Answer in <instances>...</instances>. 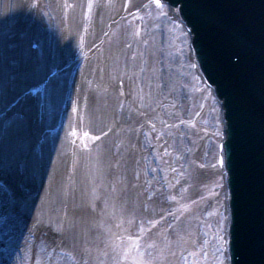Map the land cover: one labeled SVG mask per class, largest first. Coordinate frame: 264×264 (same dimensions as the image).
<instances>
[{
	"label": "rangeland",
	"instance_id": "rangeland-1",
	"mask_svg": "<svg viewBox=\"0 0 264 264\" xmlns=\"http://www.w3.org/2000/svg\"><path fill=\"white\" fill-rule=\"evenodd\" d=\"M10 1H3L5 2L3 13L8 22L1 38V47L7 50V60L12 69L15 66L19 67L20 53L19 47L15 44L16 38L28 37L24 32L22 33L19 25L28 16H23L21 13L27 10L29 2L34 0L27 2L12 0L14 8L11 13L8 9ZM40 1V12L35 11L34 21L31 22L36 24L34 26L36 47L32 48L35 54L29 57L32 58L30 62H33V66L46 71L53 65L54 68L59 69L60 66L66 65L72 54V46L68 45V42L65 43L66 45L62 44L64 40L60 34V23L69 16V11H66L68 7L70 11H74L84 7L89 0ZM63 2L67 3L66 8ZM130 2L135 5L141 0H130ZM59 15H61L60 23L56 21ZM114 16L115 14L107 15L106 20H112ZM57 20L59 21L58 18ZM54 40L56 44L61 42V50L58 53L59 58L52 61L50 46L53 45ZM168 40L169 59L167 58L165 63L162 54ZM186 56H188L187 36L182 34L181 28L170 19L169 12L165 8L149 5L138 13L120 19L111 28L98 54V60L92 61L89 67L90 71H93L100 69L99 64L105 66L107 75L105 91L99 96L93 94V97H96L93 112L98 125L97 152L92 165L93 183L84 202L89 214L86 225L80 233L91 236V232L94 231L95 235L91 238V243L94 238L97 245L110 243L113 261L110 264H137L135 262L139 260L141 261L139 264H181L184 261L186 264L189 262L222 264L216 263V256L212 255H214L213 247L216 250L218 248L216 243L223 238V223H219L218 220L219 210L216 213L214 209V204L221 205L223 181L216 164L210 169H204L202 165V157L207 146L213 147L214 143L219 146L220 124L218 129L215 126L219 109L218 107L213 109L216 106L213 103L210 109L212 99L210 92L201 88L198 77L193 76L189 69L184 70ZM177 64L179 69L175 75L171 70ZM21 78L19 74H9L6 85L9 95L19 89ZM188 78L193 80V83L191 82L193 94L189 100L183 101L180 90L182 86L187 85ZM34 79L37 78L33 77ZM66 79H69V75ZM99 81L103 80L99 78ZM166 86L171 88L176 86V90L166 94L164 92ZM147 121L152 126L149 130L153 145L158 146L156 148L142 144L140 150L143 154H140L135 139L139 138L143 143L147 140L142 132L148 127ZM172 124L176 127L167 132V126ZM14 127L17 129V125ZM183 127L190 132L189 135L180 131ZM175 130L181 132L174 138L178 151L168 157L167 153H170V150L168 152L167 145H170L169 139L174 135ZM180 142L183 144L182 147H179ZM152 150L158 154L157 166L148 156ZM142 155L145 158L141 159V171L139 160ZM147 160L148 165L144 164ZM16 162V160L10 161V166L7 165L5 168L6 171L14 173L17 168ZM148 169H155L161 172L159 174L169 176L170 186L172 185L174 189H170L166 184L169 192L164 197L154 192V196H151L152 209L145 212L144 200L147 202L149 199L140 191V187L144 190L145 187L138 185L136 177H142L144 181L148 178ZM156 175L158 180V173ZM189 179L190 182L194 179L193 187L188 186ZM31 183L34 185V182ZM159 191L162 193L160 189ZM11 195L15 201L14 193ZM167 198L174 205H178L179 202L185 204L186 212L181 214L179 221H176L177 224L174 216L168 217L151 231L150 222L146 220L151 218L153 212L170 216L164 206ZM103 199L107 200V206L104 210H100L101 204L98 203ZM14 207L16 211L14 215L19 217L24 227L25 218L22 220L21 216L27 217V213L18 214L20 206L17 200ZM139 226L140 228L143 226V232L146 229L149 231L144 236V233H141L142 238L130 237L133 232L136 235ZM184 243L193 244L195 250L198 247V252L190 259L188 255L191 250L182 248ZM167 259L169 263H166ZM209 259L210 262H207Z\"/></svg>",
	"mask_w": 264,
	"mask_h": 264
},
{
	"label": "bare ground",
	"instance_id": "bare-ground-1",
	"mask_svg": "<svg viewBox=\"0 0 264 264\" xmlns=\"http://www.w3.org/2000/svg\"><path fill=\"white\" fill-rule=\"evenodd\" d=\"M147 1L144 0L143 4ZM120 2L124 5L116 17L128 15L131 9L128 7H132L129 2L125 4V0ZM91 4L93 8L87 17L80 16L68 22L63 29L65 40L67 41L66 35L69 33L70 38L74 37L73 45H77L70 59L73 67L65 71L68 75L72 73L69 84L59 79V70H54L48 77L38 75L37 81L25 83L29 87L28 91L12 94L7 108H3L4 98L0 95V211L6 206L7 194L11 192L20 206L18 214L27 213V217L21 216L22 220L25 218L22 235L21 230H17L11 221L0 226L1 243H7L11 248L4 254V264H102L93 263L91 255L84 252L87 246L88 249L96 248L95 242L92 246L89 245L95 232H91V237L86 232L85 235L80 233L89 214L84 206L85 189L90 170L89 153L92 151L94 154L93 147L98 133L96 124L91 123L93 115L89 113L90 85L87 84L88 81L82 84L84 73H77L81 66H87L96 57L98 47L95 48V45H98L101 38L98 34L100 31L103 34L105 28L104 21L103 27L100 24L103 13L97 10L95 2ZM32 8L29 2L28 9L23 10L21 15L30 14ZM35 8L40 10L39 3H36ZM74 16L77 17V14ZM31 22L33 21L24 20L20 26L21 30L28 32L32 43L34 24ZM24 44L22 37L17 39L20 53L18 58L21 62L25 60ZM30 64L33 65L32 62L29 63L21 72L33 77L36 71ZM55 74L57 77L53 80ZM85 87L86 92L82 97L85 102H82L81 109L80 95ZM53 92L56 96H52ZM214 102L211 99L210 109ZM30 104L29 111L25 108H29ZM13 124L17 125V130L12 128ZM166 130L169 132L174 129L171 126ZM85 133H88L87 138ZM177 134L180 135L181 132L175 130V136L169 139L171 143L167 145L168 152L170 150L168 157L178 151L174 139ZM141 143L140 139L136 140L139 153L143 154L140 150ZM182 146L180 142L179 147ZM16 159L21 162H16L15 172L6 171L10 161ZM139 168L141 170V162ZM138 182L141 183V177ZM16 200L13 201L16 203ZM99 204L100 210H104L107 200H100ZM16 222L23 226L19 217H16ZM20 235L22 241L19 244L17 238Z\"/></svg>",
	"mask_w": 264,
	"mask_h": 264
},
{
	"label": "water",
	"instance_id": "water-1",
	"mask_svg": "<svg viewBox=\"0 0 264 264\" xmlns=\"http://www.w3.org/2000/svg\"><path fill=\"white\" fill-rule=\"evenodd\" d=\"M220 102L231 264H264V0H164Z\"/></svg>",
	"mask_w": 264,
	"mask_h": 264
},
{
	"label": "snow or ice",
	"instance_id": "snow-or-ice-1",
	"mask_svg": "<svg viewBox=\"0 0 264 264\" xmlns=\"http://www.w3.org/2000/svg\"><path fill=\"white\" fill-rule=\"evenodd\" d=\"M156 2L159 4V3H160V0H156ZM74 134H75V133H74ZM84 135H85V138H87L88 133H85Z\"/></svg>",
	"mask_w": 264,
	"mask_h": 264
}]
</instances>
